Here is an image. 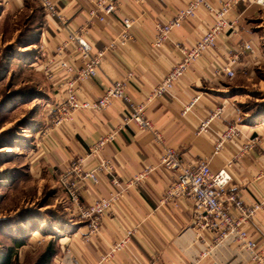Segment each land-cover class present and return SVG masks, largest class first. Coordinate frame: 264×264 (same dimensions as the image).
I'll list each match as a JSON object with an SVG mask.
<instances>
[{"label":"crops","instance_id":"0c3cea01","mask_svg":"<svg viewBox=\"0 0 264 264\" xmlns=\"http://www.w3.org/2000/svg\"><path fill=\"white\" fill-rule=\"evenodd\" d=\"M119 1L116 15L107 17L105 22L89 25L88 11L93 7L90 0H53L59 14L69 21L64 26L59 18L45 13L39 0H0V21L27 13L38 24L35 46L41 49L43 58L39 66L51 74L55 91L48 104L49 109H54L66 99L63 84H66L68 75L61 64L81 67L75 44L62 53L58 49L73 30L86 27L92 47L97 52L117 37L125 18L134 19L133 40L124 48L107 54L98 76L79 85V98L94 102L115 83L132 75L127 81L125 94L133 101L146 103L152 90L180 63L182 57L177 45L191 46L198 42L213 22L208 12L201 8L195 19L182 22L163 49H155L152 46L155 26L177 17L191 0ZM210 1L216 6L231 2ZM234 1H239L230 17L238 18L235 30H227L218 37L216 50L205 52L163 98L147 104L146 116L160 133L159 141L153 131H140L135 125L119 129L123 118L130 112L128 103L119 99L102 112L76 114L70 122L57 128L49 126L43 135H37V142L31 145L32 149L24 162L22 159L12 163L0 162V178L14 183L6 188L5 195L17 183H21L17 176L25 168L27 175L38 185H48L52 191L62 190L70 211L74 210V205L61 186L58 171L76 157L87 155L90 146L103 136L119 131L116 141L107 144L100 157L114 163L116 175L122 182L127 183L137 174L152 169L144 181L122 193L111 213L105 215L98 235L88 237L90 229L87 223L75 219L66 228V236H54V240L58 239L59 250L65 251L64 260L71 264H256L244 245L234 241L233 236L219 243H215L207 232L198 236L192 201L180 200L178 206L163 202L164 191L176 179L174 173L161 166L159 161L169 147L178 151L185 164L196 166L206 157L210 158L213 171L231 164L229 171L233 180L227 193H238L246 206L262 204V209L245 228L250 239L256 241L255 251L264 256V97L254 88L256 84L249 76L258 71L257 65H264V56L256 34L250 33V29L244 25L246 10L257 5L255 0ZM241 42L252 43L254 51L241 57L233 66L237 72L235 78L213 79L211 76L216 68L229 65L227 51L236 48ZM247 75L250 78L245 77ZM196 97H200V102L192 112L184 115L182 104ZM217 107H223V116L212 123L208 131L199 134L201 118L209 116ZM235 108L242 110L240 121ZM234 125L241 130L242 136L235 137L218 155L211 157L218 136ZM255 137L261 143L247 149L246 146ZM18 154L16 156L21 158ZM98 162V158L87 157L86 170L97 168ZM98 179V184L88 180L82 185L79 195L83 204L88 205L117 190L112 186L109 174H99ZM7 212L10 213H5L2 220L15 214L12 209ZM26 226L23 222L22 234ZM127 230L134 231L127 248L113 258L103 260ZM56 231L53 229L49 236L53 238L58 233ZM34 232L33 237L36 239L43 233L40 230ZM1 259L4 262V258Z\"/></svg>","mask_w":264,"mask_h":264},{"label":"built area","instance_id":"2783aa9c","mask_svg":"<svg viewBox=\"0 0 264 264\" xmlns=\"http://www.w3.org/2000/svg\"><path fill=\"white\" fill-rule=\"evenodd\" d=\"M39 1L48 16L57 17L64 26L68 25L69 21L59 14L53 0ZM90 1L93 7L88 11L89 25L95 22H105L107 17L116 15L120 7L119 0ZM240 1L247 2V0ZM238 2L231 0V2H222L219 6H216L210 0H191L188 7L182 10L177 17L155 26L152 46L155 49H163L164 44H166L171 34L181 27L183 21L195 19L198 16L199 9H205L213 18L209 30L198 42L191 44V46L185 44L177 45V50L182 57L180 63L173 67L159 86L152 90L146 103H138L133 101L129 96H126L127 81L132 75L128 76L126 78L127 80L125 79L115 83L103 93L100 99L94 102L83 101L79 98V85L98 76L102 65L101 63L107 54L116 51L118 48H124L133 40L135 20L125 18L122 21V30L117 37L97 52L92 47L88 36L89 31L86 27L73 30L68 40L59 46L58 49L62 53L70 45L75 44L80 55L81 67L66 63L61 64L68 75L66 84H63L66 99L53 109V118L50 127L57 128L66 122H70L76 114L102 112L108 109L114 101L123 99L128 103L130 112L129 115L123 118V123L119 129H125L131 125H135L140 131H153L159 141L161 138L160 133L153 128L151 120L146 116L145 110L147 104L152 103L156 99L163 98L165 94L183 79L184 75L198 62L205 52L216 50L218 47V37L227 30H235L236 27L234 26L237 24L238 18L232 19L230 17L233 8ZM255 2L264 8V0H255ZM250 51H254V46L250 42H241L236 48L233 47L231 50H228L229 65L216 68L214 75L211 77L213 79L227 78L232 80L237 74L233 66L240 61L241 57ZM243 73L245 74L246 70ZM199 102L200 97H196L182 104L183 114L192 112ZM235 113L240 121L242 110L235 108ZM223 114V107H217L209 116L201 118L198 133L202 134V132L208 131L209 126L221 119ZM118 132L114 131L109 135L103 136L90 146L87 155L76 157L64 169L58 171L61 186L67 195L70 196L71 202L74 205L73 212L80 221L86 222L88 229H90L88 237L96 236L100 233L101 224L105 215L111 213L110 211L113 206L120 201L122 193L128 188L144 181L147 175L152 172L151 168L147 169L133 177L134 179L124 183L116 175L114 163L107 158L103 159L100 157L106 145L116 141ZM240 136H242V132L235 125L222 132L215 142L216 144L211 153V157L218 155L228 142ZM260 143V139L255 137L246 148L251 149V147H257ZM87 157L98 158L99 165L97 168L86 170L85 162ZM159 161L161 166L169 171L171 170L176 177L170 187L164 191V203H172L174 206H178L180 200L192 201L196 214L194 226L198 231V236L207 232L211 234L215 243H219L228 236H233L234 241L244 245L254 263L264 264V256L255 251L256 241L250 239L248 231L245 228L262 209V204L257 203L253 204V206H246L238 193H227L228 187L233 180L229 171L232 167L231 164L219 169V171H213L211 160L207 157L203 158L196 166L185 164L181 160L178 151L172 147L165 150L164 154L160 156ZM104 173L110 175L111 184L117 190L111 192L105 198L97 199L88 203V205L83 204L81 196L79 195L82 185L88 182V180L98 184V175ZM133 234L134 231L127 230L122 239L113 244L103 260L111 259L116 254L123 252L127 248L128 242ZM208 253L209 251L202 254L201 258H204ZM192 264H197V262Z\"/></svg>","mask_w":264,"mask_h":264},{"label":"rangeland","instance_id":"374dc122","mask_svg":"<svg viewBox=\"0 0 264 264\" xmlns=\"http://www.w3.org/2000/svg\"><path fill=\"white\" fill-rule=\"evenodd\" d=\"M246 11L244 25L250 33L256 34L264 56V8L253 5ZM37 32V22L27 13L0 21V148L4 147L0 149V162L12 163L21 159L24 162L31 145L37 142V135H43L52 124L53 109H49L48 104L55 91L51 74L39 66L42 56L41 49L35 46ZM257 68L258 71L249 76L256 84L254 88L264 97V65L259 64ZM17 177L21 183L6 195V188L14 183L0 178V264L4 263L1 258L7 256L9 249L16 248L14 242L17 240L25 241V247L13 250L17 258L12 255L9 264H37L49 241L57 243L54 236H66V228L78 218L73 210L70 211L62 190L52 191L48 185H38L27 175L25 168ZM9 209L15 214L2 220L5 213H10L7 212ZM23 222L27 226L22 234ZM53 229L58 233L52 238L49 235ZM37 230L43 233L36 239L33 235ZM59 251L53 264H71L63 259L65 251Z\"/></svg>","mask_w":264,"mask_h":264},{"label":"trees","instance_id":"16d2710c","mask_svg":"<svg viewBox=\"0 0 264 264\" xmlns=\"http://www.w3.org/2000/svg\"><path fill=\"white\" fill-rule=\"evenodd\" d=\"M25 245V241H20L17 240L14 242V247L16 248H22ZM15 248H11L9 249V252L7 254V256L4 258V263L3 264H9L11 261V258L9 259V257L13 254V250ZM59 247L57 246V243L50 241L47 244V247L45 248V250L41 253V256L39 257V259L37 260V264H53V259L56 258V256L59 253ZM15 258H17V255L15 256ZM5 259H7L5 261Z\"/></svg>","mask_w":264,"mask_h":264}]
</instances>
